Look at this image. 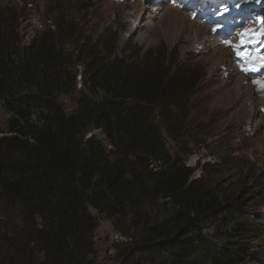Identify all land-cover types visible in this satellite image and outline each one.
<instances>
[{"label":"trees","instance_id":"1","mask_svg":"<svg viewBox=\"0 0 264 264\" xmlns=\"http://www.w3.org/2000/svg\"><path fill=\"white\" fill-rule=\"evenodd\" d=\"M16 36L0 22V102L11 114L0 127V264H101L98 215L122 236L117 264H264V249L252 251L264 214L223 199L167 149L157 117L181 122L171 112L194 76L173 73L159 50L150 67L82 46L79 63L96 61L67 113L54 97L66 85L62 54L46 42L22 49ZM90 127L112 149L86 140Z\"/></svg>","mask_w":264,"mask_h":264},{"label":"rangeland","instance_id":"2","mask_svg":"<svg viewBox=\"0 0 264 264\" xmlns=\"http://www.w3.org/2000/svg\"><path fill=\"white\" fill-rule=\"evenodd\" d=\"M0 22L22 49L46 42L62 54L66 85L54 97L67 113L87 92V64L114 52L128 64L153 67L156 55L148 52L159 50L173 73L195 77L191 97L171 112L181 122L157 117L169 153L223 199L241 197L249 212L264 214V0H0ZM82 46L96 60L79 63ZM10 118L0 102L4 132ZM93 138L112 149L90 127L85 139ZM98 220L97 258L117 264L122 236L113 220ZM7 221L0 213V231ZM256 243L253 252L264 249V233Z\"/></svg>","mask_w":264,"mask_h":264},{"label":"bare ground","instance_id":"3","mask_svg":"<svg viewBox=\"0 0 264 264\" xmlns=\"http://www.w3.org/2000/svg\"><path fill=\"white\" fill-rule=\"evenodd\" d=\"M203 31L202 30H199V29H197L196 30V35L198 36L200 33H202ZM239 33V35H242L243 34V32L241 33V32H238ZM193 34V33H192ZM264 68V67H263ZM257 75V74H256Z\"/></svg>","mask_w":264,"mask_h":264},{"label":"snow or ice","instance_id":"4","mask_svg":"<svg viewBox=\"0 0 264 264\" xmlns=\"http://www.w3.org/2000/svg\"><path fill=\"white\" fill-rule=\"evenodd\" d=\"M257 59H259V57H257ZM262 67H264V64H262Z\"/></svg>","mask_w":264,"mask_h":264}]
</instances>
